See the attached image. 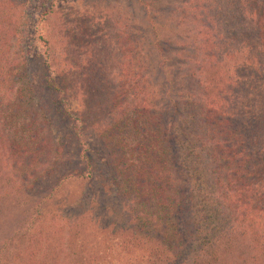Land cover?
I'll list each match as a JSON object with an SVG mask.
<instances>
[{
    "label": "trees",
    "instance_id": "trees-1",
    "mask_svg": "<svg viewBox=\"0 0 264 264\" xmlns=\"http://www.w3.org/2000/svg\"><path fill=\"white\" fill-rule=\"evenodd\" d=\"M64 2L44 3L35 31L40 33L45 55L41 87L56 92L61 107L54 110L70 125L77 143L71 146L72 140L65 135L48 138L41 133V146L36 148L32 127L10 122L12 114L7 109L12 107L0 101V175L14 180L22 175L23 182L14 188L18 197L33 205L25 222L30 226L36 219L41 221L37 230L41 246L30 254V261L35 260L31 264H211L223 253L216 255L217 248L236 230L239 235L247 232L252 247L264 259V8H259V0L190 1L186 13L202 41L207 78L198 103L199 124L194 125L197 130L189 124L192 140L186 138L187 142L177 128L184 126V132V122L193 124L197 114L177 122L178 113L168 112L176 110L165 87L169 58L161 52L154 58L150 54L164 51L162 45H170L169 41L160 44L154 37L147 41L134 27L121 24L120 29L113 22L111 33L85 40L81 48L66 47L62 39L60 47L52 50L56 61L48 59V44L55 47V29L61 28V36L67 25L78 23L73 12L69 18L70 14L60 11L59 4ZM11 4L0 0V86L4 87L11 76L10 67L4 72L2 66L8 62L6 29L15 31L13 26L5 27L11 24L5 13L13 8ZM83 15L81 23L91 25L93 16ZM102 17L113 21L106 15L98 19ZM98 44L99 50L93 47ZM14 91L22 99V89ZM69 99L76 100L78 108L70 109ZM6 130H12L10 136ZM85 134L101 144L102 164L92 157ZM38 149L52 152V157L48 167L36 174L29 161ZM202 156L214 174L211 179L202 176L207 169L195 167ZM17 159L28 161L23 166ZM9 165L13 167L7 172ZM11 173L17 174L12 177ZM194 173L196 178L191 180ZM28 177L32 181L27 183ZM38 180L48 185L41 196L32 198L29 186H39L34 183ZM92 180L110 194L117 210L104 211L98 200L94 204L102 214L89 212L91 196L84 185ZM82 181L85 184L75 191ZM60 186L71 192L53 208L61 212V204L68 212L80 211L61 215L66 242L50 246L44 226L49 217L38 208ZM208 201L217 202L225 213H206ZM26 239L33 243L32 234ZM14 254L22 259L25 252Z\"/></svg>",
    "mask_w": 264,
    "mask_h": 264
},
{
    "label": "rangeland",
    "instance_id": "rangeland-1",
    "mask_svg": "<svg viewBox=\"0 0 264 264\" xmlns=\"http://www.w3.org/2000/svg\"><path fill=\"white\" fill-rule=\"evenodd\" d=\"M13 6L10 10H6L5 13H9V19L11 24L8 27H15V31L6 29V37L8 40V53L7 61L2 66H4L3 71L10 67V80L6 83V87H10L8 91L6 87L0 86V101L9 102V106L12 109H7V112L12 115L8 118L12 123L16 125L26 126L29 124L32 127V133L36 134L35 146L38 148L41 146V133L50 136L63 137L64 135L71 139V146L76 144L75 136H71L70 125L67 121L59 116V113L54 110V108L59 109L61 107L59 99H56V92L50 90V88L41 87L42 77L45 72L43 70L42 59L44 54L41 52L44 46L40 45L38 34L39 31H35V25L37 20H39L38 13L41 8L44 7V3H48L50 0H9ZM191 0H65L64 4H59L61 12L68 13L69 18L72 17V12L74 17L78 19V23H74V26L67 25L63 31H61V36L58 32L60 27H57L56 33H53L52 42L55 47L49 48V58L55 59V49L60 47V41L63 39V44L66 47L69 45L77 46L81 48L85 46L86 42L101 38L103 34L107 32L111 33L112 29L110 23L114 22V25L121 26L124 24L126 26L134 27L136 32H141L148 39L154 37L155 40L165 42L169 41V44L162 45L164 51H155V53L150 52L151 56L154 58L155 55L168 56V62L165 64L164 72L165 78L168 80L165 83V87H168L169 99L173 103L176 110H168L172 115H177L180 118L177 122L181 120L185 121L187 114L189 116L197 114L198 103L202 102L204 95V90L206 86V78L204 70H206L207 65L205 63L206 54L204 53L201 38L195 33V26L186 13L190 7ZM264 8V0H259V8ZM89 13L90 17L93 16L91 25L85 26L81 23L82 17H86L83 13ZM109 17L113 21L110 22L107 18L98 19V17L105 16ZM152 22V23H150ZM156 22V23H155ZM60 23V22H59ZM106 24V25H105ZM122 24V25H121ZM83 29H80V26ZM141 30V31H140ZM144 33H143V32ZM88 34H91V39H88ZM84 37V38H83ZM15 38H19L20 42L15 43ZM55 39L58 40L59 44H55ZM70 42V43H68ZM100 42V41H99ZM100 47V44L93 46ZM171 47V49H169ZM174 48V50H172ZM54 50V51H52ZM71 52H77L75 49H70ZM79 50V49H77ZM162 54H161V53ZM78 53V52H77ZM161 60V59H160ZM207 72V70H206ZM18 78L14 80V78ZM15 89H22L20 95L22 99L17 97V92ZM70 109L78 108L76 100L69 99ZM8 108L7 106H4ZM22 108V109H21ZM181 111L185 114L182 116ZM188 118H191L189 117ZM183 117V118H182ZM42 121L43 126L41 129ZM187 126L186 130L183 132L184 126H180L178 129L179 134L186 138L192 140V130L189 129V124L192 125L194 130H197L194 125H198V114L197 120L192 124L189 122H184ZM175 126H179L175 123ZM27 127H25L26 129ZM13 130V128H12ZM11 130V131H12ZM6 130L7 136H10V132ZM200 134L202 130H199ZM87 139L85 140L89 144L90 153L94 159H98L102 164L104 162V154L101 148V144L96 141L93 135L85 134ZM202 135V134H201ZM44 138V137H43ZM46 139L42 142L45 143ZM187 142V140H186ZM34 146V147H35ZM80 147V145L78 146ZM195 149L196 147L193 146ZM41 149L35 151L32 159H30L31 167L35 168V173L38 174L40 168L47 166L49 160L52 157V152L42 153ZM70 151L67 150L65 155H69ZM18 162L21 161V165H26L27 159H17ZM97 161V162H98ZM200 161V163H199ZM197 161L200 168H205L208 171L202 173L205 179H211L214 174H210V164L206 162V159L202 158ZM9 164V163H7ZM11 164V163H10ZM28 166V165H27ZM13 166L9 165L7 167V172L12 169ZM1 168V167H0ZM4 168V169H3ZM3 172L6 171V165L3 166ZM19 168V167H18ZM17 172V171H16ZM193 173V172H191ZM17 173H11L12 177ZM183 174V173H182ZM196 174H191L190 179L196 178ZM18 180L6 178V176L0 175V264H31L35 263V260L30 261V254L37 252L39 243V237L41 235L37 233V230H41V221H33L32 225H28L25 222V217L27 215L28 209L33 206L30 204L28 199L25 200L23 197H18V190H15V184L22 181V175H18ZM183 176V175H182ZM180 176V178L182 177ZM21 180V181H20ZM32 180L28 177L26 182H31ZM87 180L84 182L86 183ZM83 181L77 184L75 191L80 190L79 186L85 184ZM34 183H40L39 186L34 187L29 186L30 195L35 197L43 194V188L47 185V182L34 181ZM38 185V184H37ZM86 192H90V201L88 205L89 212L94 216L101 215L100 209L96 208L95 201L99 200L100 205L103 204L105 207L104 211L117 210L118 206L113 201L110 194H104L102 188L97 184L96 180L90 181L89 184L84 185ZM73 187L69 188L70 190ZM63 192L64 195L62 194ZM68 189L65 190L64 187H58L56 192L48 199H46L38 208L41 211V215L49 219L46 221L45 229L48 230L50 236L48 238V243L54 246L58 241L61 244H65V222L61 218L67 213H76L80 210H74L68 212L65 210L63 205H59L61 212L56 211L53 206H57L61 199L69 196ZM96 195V197L94 196ZM94 196V197H93ZM33 198V196H32ZM64 204V202L62 201ZM213 206L212 211L208 210ZM56 208V207H55ZM95 208V209H94ZM215 209V210H214ZM208 210V211H207ZM214 210V211H213ZM204 211L217 212L219 216L225 213V210L217 206V202L206 203V208ZM202 214V213H201ZM203 215V214H202ZM110 219V214L107 215ZM41 217V216H40ZM239 231L236 230L233 241L231 238L228 240H223V244L217 248V254L222 253L220 257L211 264H264V259L259 255L258 251L252 247L249 236L245 231L244 234H237ZM32 234L33 243H30L27 238ZM48 235V234H47ZM236 235V236H235ZM6 238L8 240H6ZM230 240V241H229ZM231 242V243H230ZM3 244H6L3 246ZM3 247V248H2ZM28 247V248H27ZM195 247V246H194ZM216 247V245H215ZM27 248V249H26ZM196 248V247H195ZM26 249V250H25ZM18 250L19 253L23 250L25 255L22 259L15 258L14 252ZM210 251V250H209ZM209 257V255H205ZM34 258V257H33ZM210 260L208 258H205Z\"/></svg>",
    "mask_w": 264,
    "mask_h": 264
}]
</instances>
